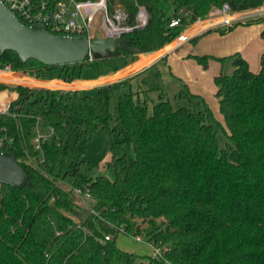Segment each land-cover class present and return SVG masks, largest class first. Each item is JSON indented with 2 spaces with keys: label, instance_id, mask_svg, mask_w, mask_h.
Returning a JSON list of instances; mask_svg holds the SVG:
<instances>
[{
  "label": "trees",
  "instance_id": "trees-1",
  "mask_svg": "<svg viewBox=\"0 0 264 264\" xmlns=\"http://www.w3.org/2000/svg\"><path fill=\"white\" fill-rule=\"evenodd\" d=\"M115 1L129 12L130 23L136 4L148 15L143 28L123 35V43L104 56L120 58L123 65L140 52L170 43L196 17L205 18L223 2L232 11L264 4L168 0V11L162 0H109L110 9ZM174 17H180V23L170 27ZM261 20L249 17L244 23ZM260 35L264 39V30ZM192 57L203 67L210 59L219 61L221 69L224 62L231 64L230 72L221 70L213 79L223 123L200 95L186 88L175 95L177 106L160 93L149 108L147 78L136 91L115 98L113 86L129 79L89 89L11 87L18 93L11 103L17 115H0V126L5 125L14 139L1 150L14 156L22 177L18 184L0 186V264L142 263L145 256L116 245L120 232L142 234L152 245L166 247L161 263L264 264V50L257 72L238 52ZM0 61L35 78L71 82L102 75L86 57L78 63L50 65L22 61L6 50ZM37 117L53 128V135L42 145L44 163L34 165L27 154L37 153L31 143ZM98 129L120 138L110 144L113 178L94 176L93 165L70 144L76 136L75 143L80 139L83 145ZM219 130L226 138L224 145L218 141ZM125 146L133 152L129 160ZM75 187L89 192L91 207L74 193ZM105 235L109 239L104 240Z\"/></svg>",
  "mask_w": 264,
  "mask_h": 264
},
{
  "label": "built area",
  "instance_id": "built-area-1",
  "mask_svg": "<svg viewBox=\"0 0 264 264\" xmlns=\"http://www.w3.org/2000/svg\"><path fill=\"white\" fill-rule=\"evenodd\" d=\"M3 4L9 8L16 17L25 25H31L40 21L46 12H49L48 21L46 24L47 31L61 35H86L91 38L100 35L105 38L119 39L123 35L129 33L133 29L143 28L147 22V12L144 6L138 5L134 16L133 23L129 22V12L120 5H114L109 8L108 0H1ZM229 3L223 2L220 6L212 7L205 18L196 17L191 25H198L205 19L223 16L231 12ZM240 17L249 18L256 16H264V4L240 11ZM188 16V12L184 13ZM180 23V17H174L170 20L169 26H177ZM187 26V27H188ZM186 27V28H187ZM184 28L173 41L184 42L188 40ZM87 61H93V54L89 51L86 55ZM0 85L5 88L0 90V115L16 117L17 107L11 110V103L16 99L18 93L11 87L25 86L28 88H48L49 84L39 82L38 78L30 76L22 70L12 69L8 63L0 61ZM35 132L31 143L33 149L36 150V155L30 157L27 154L28 160L34 165L44 163L45 156L42 145L53 135V128L49 125H44L41 118L37 117L33 127ZM14 136L10 134L9 129L2 125L0 126V152L1 149L13 141ZM1 186V185H0ZM74 193L88 207L91 201L90 194L87 190L79 187L73 188ZM93 212V209H91ZM109 235L104 236V240L109 239ZM135 241L141 242L140 235H133ZM100 242L102 241L99 240ZM152 247L150 252L151 258L162 259V253L166 247H157L148 242ZM143 264V263H139ZM145 264V263H144ZM149 264V263H146Z\"/></svg>",
  "mask_w": 264,
  "mask_h": 264
},
{
  "label": "crops",
  "instance_id": "crops-1",
  "mask_svg": "<svg viewBox=\"0 0 264 264\" xmlns=\"http://www.w3.org/2000/svg\"><path fill=\"white\" fill-rule=\"evenodd\" d=\"M240 14V11H231L223 16L205 19L198 25L188 26L185 30L189 37L188 40L179 43L171 41L158 50L139 53L136 60L122 65L121 68L110 74L100 75L85 80L75 79L71 82H66L57 77L41 78L38 79V81L49 84L48 89H89L102 85L100 80L108 77L111 78L110 83L126 79L147 78L145 74L149 69L159 65V63L163 61L165 70L175 78L179 80L185 79L188 81V84L190 83L191 92L200 95L204 99L206 98L208 101L210 99L212 103H216L217 99H212V94H215L216 91L214 81L211 91L209 89H200L198 86L196 87L197 80L195 79H197V77L193 76V74L197 73V75L200 76L205 75V72L201 69L202 65L199 64L192 55L207 54L214 57H223L238 52L247 61L250 70L257 72L260 68V55L264 50V39L260 35L261 31L264 30V18L261 21L247 24L244 23V19H247V17L242 18ZM231 25V29L223 33L219 31V28H226ZM207 29L210 30L200 35L195 41L191 40ZM225 63L226 62H224V65ZM209 64H213L214 71H216V74H213L214 79V76L222 70L221 65L220 62L215 59H210ZM179 90H181V88ZM160 93H162V91H160ZM215 106H217V111H219L218 100Z\"/></svg>",
  "mask_w": 264,
  "mask_h": 264
},
{
  "label": "rangeland",
  "instance_id": "rangeland-1",
  "mask_svg": "<svg viewBox=\"0 0 264 264\" xmlns=\"http://www.w3.org/2000/svg\"><path fill=\"white\" fill-rule=\"evenodd\" d=\"M109 1V0H108ZM116 2V1H115ZM116 5H120L123 7V5L119 2L114 3ZM162 5L165 7L166 10L169 11L171 9L170 4L168 0H162ZM124 8V7H123ZM264 18V16H261ZM245 20V19H244ZM100 36V35H99ZM109 53L103 52V53H92L93 54V62L92 66L98 68L101 72L102 75L105 74H110L115 71V69H119L123 65V60L120 58H114V57H108L104 58ZM142 53V52H140ZM95 54H98L99 57L95 59ZM139 54V53H138ZM137 54V56H138ZM79 66H75V70H78ZM202 71L205 72V75H197V73H194L193 76H196L197 79V85L198 88L200 89H205V90H210L213 89V74H216V71H214V66L213 64H209L206 67L202 66ZM231 64L229 62H226L225 65L223 66L222 70L223 72H230L231 71ZM85 70L88 71V68H85ZM85 72V71H84ZM83 72V74H84ZM215 72V73H214ZM94 75V74H93ZM88 76L86 75L85 78H82L80 80H85L89 79L87 78ZM142 77V76H141ZM144 77V75H143ZM145 77L148 79V83L145 85V89H147V96L149 98V108H151L152 103H155L158 100L160 91H162L163 94H165L170 102L172 103L173 106H177L179 103L177 101V98L175 95L178 93V90L181 88H186L191 92L190 88V83L188 84V81L185 79H178L175 78L172 74H170L167 70L164 68V63L163 61L159 63V65H156L152 68L149 69V71L145 74ZM41 79V78H38ZM110 77L104 78L101 81L102 84H107L110 83ZM142 79L137 78V79H130L127 82L123 83H118L113 86V96L114 98L117 97V95L122 94V93H128L130 90L136 91L138 83L141 82ZM107 82V83H106ZM84 85V84H81ZM42 87V86H41ZM40 88V87H38ZM84 89V88H80ZM86 89V88H85ZM56 90H61V89H56ZM180 91V90H179ZM193 93V92H191ZM216 98L215 94H212V99ZM204 99V98H203ZM211 99V100H212ZM204 101L207 103L209 108L211 109L214 117L221 121L222 120V115L217 111V100L216 103H212V101H209L205 98ZM114 103L113 100L111 101V107L113 108ZM75 133V131H74ZM77 134V132H76ZM217 138L218 141L221 145H224L226 142V138L223 135V132L221 130L218 131L217 133ZM76 136L73 137L71 140L70 144L75 147L76 150L82 151L83 158L89 162L90 164L93 165V175H104L107 176L108 178H113L115 175V169L113 166L109 165V161L111 159V154H110V144L112 141H117L120 138L114 134H108L104 132L101 129H98L95 133H93L91 136H88L86 138V141L82 145V142L80 139L76 140ZM124 152L126 154L127 159L129 160L133 156L132 149L128 146L124 147ZM121 173H123V169H119ZM93 204V201L91 200L89 202V206L91 207ZM139 225L144 226V223H141L140 220H137ZM140 237L142 238L141 242L135 241L133 239V235L131 233L127 232H120L118 233L115 243L116 245L129 253L135 254L137 257H143L145 256L146 258L143 260V264L149 263V264H171L168 262H163L161 263L160 259H154L151 258L149 255L152 247L149 246L146 241V238L142 235L139 234Z\"/></svg>",
  "mask_w": 264,
  "mask_h": 264
},
{
  "label": "water",
  "instance_id": "water-1",
  "mask_svg": "<svg viewBox=\"0 0 264 264\" xmlns=\"http://www.w3.org/2000/svg\"><path fill=\"white\" fill-rule=\"evenodd\" d=\"M49 12L37 23L23 24L0 0V58L4 51L17 53L22 61L35 59L56 65L84 61L87 53L113 51L124 39H110L99 35H61L47 31ZM22 177L20 166L14 156L0 152V185L18 184Z\"/></svg>",
  "mask_w": 264,
  "mask_h": 264
},
{
  "label": "bare ground",
  "instance_id": "bare-ground-1",
  "mask_svg": "<svg viewBox=\"0 0 264 264\" xmlns=\"http://www.w3.org/2000/svg\"><path fill=\"white\" fill-rule=\"evenodd\" d=\"M3 93L0 94V97H2Z\"/></svg>",
  "mask_w": 264,
  "mask_h": 264
}]
</instances>
